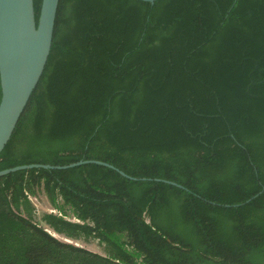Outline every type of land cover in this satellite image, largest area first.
I'll list each match as a JSON object with an SVG mask.
<instances>
[{
    "label": "trees",
    "instance_id": "16d2710c",
    "mask_svg": "<svg viewBox=\"0 0 264 264\" xmlns=\"http://www.w3.org/2000/svg\"><path fill=\"white\" fill-rule=\"evenodd\" d=\"M86 160L151 180L0 177V264H264V0H60L0 171Z\"/></svg>",
    "mask_w": 264,
    "mask_h": 264
},
{
    "label": "water",
    "instance_id": "95a60500",
    "mask_svg": "<svg viewBox=\"0 0 264 264\" xmlns=\"http://www.w3.org/2000/svg\"><path fill=\"white\" fill-rule=\"evenodd\" d=\"M59 1L41 0L36 20L33 0H0V154L10 140L44 71L52 46ZM138 1L153 4L157 0ZM85 164L115 170L122 177L132 181L151 180L128 176L108 163L95 160L79 161L66 166H17L0 171V177L27 169L62 170ZM153 180L183 188L175 182ZM237 206L239 205H233Z\"/></svg>",
    "mask_w": 264,
    "mask_h": 264
},
{
    "label": "rangeland",
    "instance_id": "374dc122",
    "mask_svg": "<svg viewBox=\"0 0 264 264\" xmlns=\"http://www.w3.org/2000/svg\"><path fill=\"white\" fill-rule=\"evenodd\" d=\"M33 204L36 209V213L40 215L43 212H52V208L49 206L46 198L43 195H39L36 200L33 199ZM81 245L85 248H87L90 251L102 254L103 249L101 246L97 244V242H90V243H81Z\"/></svg>",
    "mask_w": 264,
    "mask_h": 264
}]
</instances>
